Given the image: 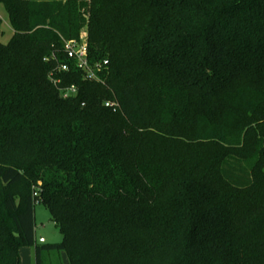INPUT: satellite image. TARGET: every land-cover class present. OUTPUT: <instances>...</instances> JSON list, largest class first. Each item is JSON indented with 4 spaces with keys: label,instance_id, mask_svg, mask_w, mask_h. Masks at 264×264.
<instances>
[{
    "label": "trees",
    "instance_id": "1",
    "mask_svg": "<svg viewBox=\"0 0 264 264\" xmlns=\"http://www.w3.org/2000/svg\"><path fill=\"white\" fill-rule=\"evenodd\" d=\"M0 6V264H264V0Z\"/></svg>",
    "mask_w": 264,
    "mask_h": 264
},
{
    "label": "rangeland",
    "instance_id": "2",
    "mask_svg": "<svg viewBox=\"0 0 264 264\" xmlns=\"http://www.w3.org/2000/svg\"><path fill=\"white\" fill-rule=\"evenodd\" d=\"M38 1H55V0H38ZM0 18L3 20L2 30L4 32V35L1 38V43L7 44L13 35V31L9 24L8 16L2 6H0ZM86 36H88V30L86 27H84L81 30L80 38ZM35 231H36V238L39 243L58 244L62 242L63 237L61 233L59 232L56 225L53 223L48 210L43 205H36L35 207ZM43 240L45 242H43ZM25 248L27 247H24L22 249V252L25 250ZM61 256L63 258L64 264H70L67 256L64 253L61 254ZM21 257H22V264H24L25 258L23 257V254L21 255ZM58 259L59 257L57 255L52 256V260L54 262L57 263Z\"/></svg>",
    "mask_w": 264,
    "mask_h": 264
},
{
    "label": "built area",
    "instance_id": "3",
    "mask_svg": "<svg viewBox=\"0 0 264 264\" xmlns=\"http://www.w3.org/2000/svg\"><path fill=\"white\" fill-rule=\"evenodd\" d=\"M65 52L68 59L81 71H83L88 79H96L93 70L89 64L88 59V42L87 36L81 37L78 41H68L64 44ZM63 71H68L70 67L68 65H62L60 68ZM56 83V82H55ZM57 84V83H56ZM64 99L71 98L77 94V88L71 86L70 88L61 90ZM107 107L116 108L118 105L115 102H107ZM37 194H35L36 196ZM38 204V202H37Z\"/></svg>",
    "mask_w": 264,
    "mask_h": 264
},
{
    "label": "crops",
    "instance_id": "4",
    "mask_svg": "<svg viewBox=\"0 0 264 264\" xmlns=\"http://www.w3.org/2000/svg\"><path fill=\"white\" fill-rule=\"evenodd\" d=\"M35 236H36V231H35ZM36 241H37V238H36ZM43 242H45V241L43 240ZM22 249L20 251V257L23 254V257L25 258L24 264H31V263L34 264V251H33V248L27 247V248H25V250L23 252H22ZM60 258H61L62 263L64 264L62 256H60ZM21 264H22V257H21Z\"/></svg>",
    "mask_w": 264,
    "mask_h": 264
}]
</instances>
